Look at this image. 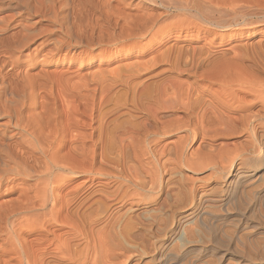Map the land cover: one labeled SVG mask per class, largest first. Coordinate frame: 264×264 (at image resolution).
I'll return each mask as SVG.
<instances>
[{
	"label": "bare ground",
	"instance_id": "1",
	"mask_svg": "<svg viewBox=\"0 0 264 264\" xmlns=\"http://www.w3.org/2000/svg\"><path fill=\"white\" fill-rule=\"evenodd\" d=\"M205 1L150 0V2L158 4L160 7L163 8V12H161L160 15L164 14V16L175 18V20L177 19L180 22H191L190 19L194 16H197L199 19H201L203 24L219 28H229L233 26H238V28L239 26L247 28L246 26H254V29L252 31L253 33L259 31L260 27L262 28V26H264V0H246V2L248 1L247 3L245 2V0H240L245 2V5L242 4L240 1V3H238V1L235 2V0L234 4L228 3V5H231V7L234 6L236 8L237 5L235 4L237 3L241 4V7L239 6L237 9L233 7L234 9L229 11H226V9H222V11L218 9L213 10L211 9L212 7L208 6L209 4H212L214 0H208V3H206ZM4 2L5 0H0V12L4 9ZM203 2H205L206 4L204 3L203 5ZM216 3L214 2L212 5L214 6V4ZM205 5H208L207 8H210V10H208L207 8L205 9ZM152 13L148 14L149 16H147V18L145 17L146 19H142V25L140 24L141 20L137 27H134L136 25H133V27L136 29V32L134 31L135 34L132 31L134 30V28H129L131 31L130 33H133L135 37L141 36L142 38H144V40L145 38H148L146 39V43L143 44L146 45V49L154 51V53H152L155 54L151 56L152 58L150 57L151 59L143 60L145 61V63L148 60L146 64H143L144 62L141 63V61H138V59L137 61H133V64H125L124 67L127 68L126 72L130 77H139L140 73L156 67L158 62L163 61L165 57L167 60V56H169V51L166 50V52H162V47L165 43L164 40L166 39V37H168V35H170L171 29L166 24L163 25L165 21H163V23L160 22L162 19H159V15L157 16L156 14L154 15ZM125 16L123 15V17ZM128 16L130 17V14ZM168 20H170V18H168ZM76 27L77 25H71L72 33L74 36H76L74 31ZM21 29H0V93L4 98L3 104L0 101V197L4 193L7 197L10 198L4 202H0V264H99L101 261H104L103 264H105L110 261L109 259L111 252L121 251L124 249V243L133 246L136 249L137 253H149V251L151 252V250L155 247V242H153L150 238H147L145 234L141 232L144 227L149 228V225H144V223H142V221L139 220L138 217L134 214L127 216L125 220L123 219V221L115 219L116 221H113L110 224H108V222L106 224V227L102 229L104 231H94V225L96 220L94 216V211L92 210V197L94 195L93 188L95 187V179L93 177V162L96 146L95 142L93 141V133L90 131L92 127L90 123L83 120L84 118L81 121L82 124L74 122L77 118V114L76 110L69 109V102L61 104L60 106L57 104V97L51 96L49 99L45 95H42L41 92V94L37 92L39 88L45 87L48 84L50 85L51 83L57 86H62V88H64V84L70 85L68 82L71 80H69L70 78L65 77L66 74H62V72L60 71L51 70L50 72H48L47 70L43 69V67L38 66L39 64L43 62L45 63L48 60L44 59L43 61L39 60L40 62H38L37 60H34L29 56L22 58V52L26 51L28 35L26 32L24 33ZM127 32L126 34L129 37L130 33ZM173 34L175 35L174 37H176L175 39H179L182 35L180 31L173 32ZM204 34L205 36L212 35L214 34V32L206 30L204 31ZM219 37L220 40L223 39L221 35H219ZM131 40L134 41L133 39ZM257 45L258 44H254L253 42V44H251L252 49L248 53H252V50H254L255 55H253L252 53L250 54L251 57H254L257 54L258 57L255 58L259 59V57L261 56L264 60V48L263 50H261V43L260 47H255ZM241 46H244V44H241L239 46L242 49ZM246 47L244 46V48L246 49L245 52L247 51V48L250 49L249 45L247 48ZM62 51L64 50L57 49L53 52L61 53ZM145 51L146 50H144L142 53H144ZM182 51V48H175V50L170 51V56L172 52V55L175 56L174 60L172 59V64H170L171 66L169 69L177 70L175 74L176 77H173L172 79L173 83L171 85L172 87L170 88L171 90L169 89L171 96H169L170 94L167 93L168 91L167 89H165V87L164 89L162 88L163 96L159 92H157V94H153V91L149 87V89L146 90V92L143 93L142 96L148 98V101H150V103L147 106L141 105V101H143L141 100L139 102L141 106L138 105V108H134L135 110L140 109V112L142 114L141 119L143 118L141 121L138 122L136 120L137 117L130 114L127 115L128 117L126 120H117L119 121V123H116L117 121L114 120L116 124H114L113 126L111 125V128H109V125L107 127V130L104 131V134L106 133L108 142H110L111 138H115V135L116 137H118L119 135H131V138L134 139L135 142V144H132V142L129 143L132 144V147L124 146L122 144H119L118 146L107 144L104 147V151L117 152V154H120V157H129L131 154L135 157L136 155H139V157L144 158L143 160H145L144 162L142 161V166L146 168L145 172L143 171L145 174H143V177H148V180L142 178L144 180H141V182L138 183L137 181L135 182L134 179L131 180L130 178L125 177L123 175L116 176L115 180L120 185L115 189V191L103 193L106 198L109 199L110 197L119 196L118 201H124L126 199L138 197V195L140 194L143 195V193H153L157 195V193L161 192L163 189L165 190L167 186L170 185L167 183L163 186L162 184V172H160L161 169L158 164L161 163L160 161L158 162V159L160 160V157H158L159 155L172 153L171 155H175V158H177L179 164L181 163L185 165L186 168L191 171H196L200 167L204 168L202 165L206 163L201 162L203 161V159H201V161L199 160L200 157L198 156V153L196 151L197 149H191V151L189 146L191 142L198 139V137L204 139L207 136V131H204L205 125L209 126L212 123L215 124L214 121L216 120V118L219 117H222L223 120L224 118L225 120L229 119L232 121V123L237 122L236 120L238 119V117H234L235 111L239 109L248 110L250 107L254 106L255 102L250 103V101L248 100V98L250 97H254V100L258 99L261 102L264 111V80H260L261 77L259 79V77L256 76L258 74L257 72H255L257 73L255 76L253 75V68L257 69L256 66L252 68L251 66L249 67V70H252L253 72L251 76H254V79L252 77V81L250 73H247L250 71L245 70L244 67L242 68V66L239 64H244L245 62L243 61L246 60L245 57L249 56L247 54L246 56L243 50L241 51L243 52L244 56L242 55V57H244V60H242V57H240L242 62H239L240 59L237 62L238 59L236 58L237 60H234L235 57L233 58V56L231 57V59L230 56L224 58L226 55H223V53L225 54V52H222L221 54L224 57L221 56V58H219L220 55H217V57L219 56L218 59L215 58L217 60L214 61V58H212V61L208 58L209 54L211 55V52L209 53L205 51L208 54L207 57H205V55L202 58L200 57L201 59H199L198 57H192L190 63L188 61V64H186V62L184 63L186 64V66H190L189 70H179L177 66L180 65L182 62ZM186 51L187 50L184 51L185 55ZM261 51L262 53H260ZM50 52H52V50ZM70 52L75 53V49H72L68 53ZM234 54L236 55V53ZM261 57L259 60L260 62L262 60ZM166 60H164L163 62H165ZM186 60L184 59V61ZM53 61L55 64L59 63L58 59H55ZM260 62L258 64H260ZM46 64L48 65L50 63L48 62ZM246 66L247 65L245 64V67ZM260 67L262 68L263 66L261 65ZM200 69L202 71L198 72V70ZM112 72L113 70H109L108 73L113 80L115 79V77L113 76H115L116 73L118 74V72ZM123 74L126 75L125 73H122V75ZM258 75L262 76L261 74ZM181 76H187V78L189 79L192 78V82L189 83V85L187 83L188 87H185V90H182V85L180 83V80H178ZM73 77L74 76H72L73 80L74 78L75 80L77 79V76L74 78ZM255 77H257L256 82H254ZM93 78H95V76ZM93 78L91 79L94 81ZM111 78H109L108 81L112 82ZM97 80L100 81V79ZM130 80L131 79H129V81ZM86 82L84 83L86 84ZM140 83L141 86L142 84H144L142 82ZM71 84H73V82ZM75 84L77 83L75 82ZM85 84L83 85L82 83V87L80 86V88H86L87 85ZM103 86H105V84ZM137 86H139L138 83ZM71 87H73V85ZM78 87L77 89H79ZM255 88L262 89L255 91ZM153 89H155V87ZM77 91L78 92L76 95L79 98L78 101L80 102V104L78 105H82L81 108L83 109H80L82 110L81 114L85 115L86 110L88 109L87 98L89 92L87 94L79 90ZM166 93L168 94L169 98L172 97V102L169 107L165 108L163 104L160 103V97L162 96V98H164ZM76 95L71 93V97L74 99H76ZM64 99L66 98L64 97ZM74 103L76 102L74 101ZM17 104L20 105L21 108L19 110H14L13 107ZM72 107L75 106L73 105ZM166 109H171L173 114L182 113V115L181 117L179 115V117H175L173 115L170 116V114L168 115L169 117L165 116V114L162 115V111L164 112ZM214 117L215 120H213ZM252 117V115H245L243 116L244 121L242 122H244L246 125H249L252 120ZM231 121H229V124ZM200 126H203V129L200 128ZM11 129L16 130L17 132H13ZM178 133H183V135L177 137V141L173 143L174 145L172 147L170 145V147H168L165 144V147L162 146V149L158 148V145L161 140ZM217 133H214L213 135H218ZM123 142L121 141V143ZM218 159L220 158L218 157ZM123 161L122 164H124ZM212 167L216 168V166ZM169 168L171 169V167ZM164 169L170 171V169H167L166 167ZM171 170H173V168ZM131 172L132 171H130V173ZM237 175L238 177H236L237 179L235 183L232 181L234 184L232 183V186H230L229 184L230 189L227 188L229 191L227 192L225 197H223L224 199L222 198L225 202L231 201L233 193L238 189L237 181L239 183V179L245 177V175L244 177H241L243 173H239ZM82 176L85 177L84 180L82 179V182L73 186V181ZM241 190L244 189L241 188ZM237 191L236 193H238ZM181 193H178L179 196ZM182 194L184 195V193ZM244 194L246 195V193ZM242 195L240 196L242 197ZM82 196L83 198L81 199ZM241 197H239V199ZM247 197L245 196L246 199ZM180 198L184 199L182 197ZM210 200L212 201V199ZM181 201L183 202V200ZM220 201L221 198L219 202ZM220 204L218 203V205ZM204 211L205 210H193L192 212L182 216V220L186 221L193 217H196L197 219H202V216L207 210L205 212ZM212 212L214 213V211ZM211 214L210 216H212ZM206 222L209 223V221L207 220L205 222L203 221L205 225H207ZM197 223L199 225L200 222ZM201 225L203 226L202 223ZM201 225H199L200 228ZM204 226L203 229L205 228ZM206 228H208V226H206ZM206 228L204 230H207ZM209 228L208 230L210 231ZM211 231L210 233H212L214 230L212 232ZM186 233L188 235L192 234L190 230L186 231ZM188 235H186V237ZM152 237L153 236H151V238ZM208 237L211 239L210 236ZM223 237H225V234ZM188 239L192 240V237H188ZM96 240H98V244L96 243ZM206 240L205 242H207ZM210 241L211 240H208V243ZM188 244L189 243H187V245ZM210 246L213 247V245ZM190 251H192V249ZM172 254H174V252ZM172 254L170 252L158 254L157 260L159 264H167L170 259H173L171 258ZM177 255L178 254H176V256ZM220 255H222V253ZM254 256H256L257 258L258 255L254 254ZM258 257L261 256L259 255Z\"/></svg>",
	"mask_w": 264,
	"mask_h": 264
},
{
	"label": "rangeland",
	"instance_id": "2",
	"mask_svg": "<svg viewBox=\"0 0 264 264\" xmlns=\"http://www.w3.org/2000/svg\"><path fill=\"white\" fill-rule=\"evenodd\" d=\"M230 1H232L233 3ZM234 1L235 0H214L213 3L217 2L216 4H214V6L212 5V3L209 4V6L205 5L204 8L206 9L208 6L212 7L211 9L213 10L218 9L222 11V9H226V11H229L234 9L235 7L233 5L232 6L234 8L231 7V5H228V3L234 4ZM237 1L238 3L241 2L242 4L246 2V0L245 2H243L244 0H236L235 2ZM205 2L208 3V0ZM205 2H203V5ZM235 5H237L235 9H237L241 4L236 3ZM208 10H210V8ZM126 11L128 12V14ZM161 12H163V8L158 4L150 2V0H5L4 9L0 12V29L13 30V28L21 29L22 27L21 30H23L24 33L26 32L28 35L26 51L22 52V58L29 56L32 59L37 60L38 62L43 61L44 59L48 60L47 62H43L38 66L43 67V69L47 70L48 72H50L51 70L60 71L62 72V74H66L65 77L70 78L69 80H71L68 82L70 85L64 84V88H62V86H57L51 83L50 85L48 84L47 86L42 87L43 89L39 88L37 92H41L42 95H45L49 99L51 96L57 97V104L60 106L61 104L69 102V109L76 110V116L77 118L79 117L78 119L76 118L74 122L82 124L81 121L84 118L83 120L90 123L92 127L90 131L93 133V141L95 142L96 146L93 162V177L95 179V187L93 188L94 198L92 197V210L94 211L96 220L94 231H104L102 229L106 227V224L108 222V224H110L113 221H116L115 219L123 221V219L125 220L127 216L132 214L136 215L138 219L141 220L142 223H144V225H149V228L146 226L147 228L144 227L141 232H143L147 238H150L153 242H155V250L152 249L151 252L149 251V253H137L136 249L133 246L124 243V249L121 251L111 252L109 259L110 261L105 264H159L157 255L164 252H170L171 254L174 252L175 254H172L171 258L173 259H170L167 264H172L173 261V264H264V258H262L264 257V111L261 102L258 99L254 100V97H250L251 99L248 98L250 103L255 102L253 107H250L248 110L239 109L235 111L234 117L237 116L240 121L237 119V122L232 123L231 120L226 119L227 121H231L229 124V121L227 122L225 118L223 120L222 117V119L219 117L215 120V114L213 120L217 121L218 119V121H214L215 124L212 123L213 125H205L204 127V131H207L208 133L207 136L204 139L198 137V139L191 142L189 146L190 150L197 149L196 151L198 153V156L200 157H198L199 160L201 161V159H203V161L201 162L206 163L202 165L204 168L200 167L196 171L188 170L185 165L181 163L179 164L177 158H175V155L172 156V153H166L164 154L165 156H158L160 157V160L157 157L158 162H161L158 164L161 169L160 172H162V184L163 186L167 183L170 184L165 190L163 189L161 192L157 193V195L153 193H143V195L140 194L141 196L138 195V197H133L126 200L123 199L124 201L119 200L120 202L118 201L119 196H114L115 198L110 197L108 199L103 195V193L115 191V189L120 185L115 180L116 176L123 175L130 178L131 180L134 179L135 182L137 181L138 183L144 179L148 180L147 176L143 177L146 169L144 166H142V163L145 161L143 160L144 158L139 157V155H136L135 157L132 154L129 157H120V154H117V152L104 151V147L107 144H112L114 146L122 144L124 146L132 147V144H135V142L134 139L131 138V135H119L120 137H116L115 135V138H111L110 142H108L106 133L104 134V131L107 130V127L109 125V128H111L114 124L119 123V121L126 120L128 117L127 115L130 114L136 116V120L138 122L141 121L143 118L141 119L142 114L140 112V109L135 110L134 108H138V105L147 106L150 103V101H148V98L142 96V94L145 93L146 90L149 89V87L153 91V94H157V92H159L161 93V95L163 94L162 88L164 89L165 87L168 92L166 90L165 91L170 94L169 96H171V93L169 91L172 87V79L173 77H176L175 74L177 72V70L169 69L171 66L170 64H172V59L174 60L175 56L172 55L173 52L171 54L172 57L170 56L171 50H175V48L183 49L182 62L177 66L179 70H189L190 66H186V64H188V62L190 63L191 58L198 57L199 59H201L202 57H204V55L205 57H207L208 54L206 52H211V55L209 54L210 57L208 56V58L211 60L212 58H214V61L218 59L219 56L217 57V55H220L219 58H221L222 52H225V54L223 53V55L226 56L222 57L226 58L230 56L231 59V57L233 56V58L235 57L234 60L238 59L237 62L239 61L240 57H242L244 52L245 55L247 54L250 57L246 55V60H244V57H242V60H244L243 62H245L244 64L239 63L242 68L244 67L245 70H249L250 66L251 68L256 66L257 69L253 68L254 73L252 72V70H249L250 72H246L248 74L250 73V76L252 75V73L254 76L258 73L264 77V60L261 56V62L259 61L260 57L259 59L255 58L258 57L257 54L256 56L251 57L250 54L253 53V55H255L254 50H252V53H248L252 49L251 44H253V42L254 44H258L255 47H260L261 43L262 49H259L263 50L264 26H262V28L260 27V30L257 31L258 33H253L252 31L254 29V26H246L247 28L240 26L239 28L238 26L219 28L203 24L201 19H199L197 16H194L195 18H191V22L186 23L180 22L177 19L175 20V18L166 17L164 16V14L160 15ZM151 13L154 15L156 14L157 16L159 15V19H162L160 22L163 23V21H165L166 23L164 22L163 25L166 24L171 29L170 35L166 37V39L164 40L165 43L162 47V52H166V50H168L169 56H167V60L165 57V62H163L164 60L158 62L159 65L157 64L156 67L140 73L139 77H130L126 72L127 68L124 67L125 64H133V61H137V59L138 61H141V63L144 62L143 64H146L147 61L152 58L151 56L155 55L153 54L154 51L145 48L146 45L144 44L146 43V39L148 38H145L144 40V38H142L141 36L135 37V35H133L134 31L136 32V29L134 27H137V25H139L140 20V24L142 25V21L146 19L147 16H149L148 14ZM129 14L130 17L128 16ZM123 15L126 16L123 17ZM168 18H170V20H168ZM167 20L173 21L168 22ZM71 25H77L78 28L76 27V29L74 30L77 37L73 35ZM133 25L136 26L133 27ZM129 28H134V30H132L133 33H130L131 31ZM206 30L212 31L214 32V34L205 36L204 31ZM127 31L132 34L133 37L130 34L128 37V35L126 34ZM178 31H180L182 35L179 39H175L176 37H174V34L176 33L173 34V32ZM219 35L223 37L222 40H220ZM127 39L129 42L127 41ZM131 39H133L136 43ZM241 44H244L245 47L246 44L247 47L249 45L250 49L246 47L247 51L245 52L246 49L244 48V46H241L242 49L239 47ZM206 47L208 51L206 50ZM57 49H61L64 51H62L61 53L53 52ZM72 49H75V53H68ZM240 49L243 50V52ZM51 50L52 52H50ZM144 50L146 51L142 53ZM185 50H187L186 55L188 56L185 55ZM234 53H236V55ZM260 53H262V51ZM55 59L59 60L58 64L54 63L53 60ZM146 59L148 60L145 63V61L143 60ZM184 59L188 60L184 61ZM242 60L240 59L239 62H242ZM48 62L50 64L47 65L46 63ZM185 62L186 64H184ZM259 62L260 64H258ZM245 64L247 65V68L245 67ZM183 65H185L186 67ZM259 65H262L263 67L261 68ZM109 70H113V72H118L120 70L118 72L119 75L116 73L115 76H113L115 77V79L112 80L108 73ZM201 71V69L198 70V72ZM92 73H95L96 75ZM122 73H127V76L124 74L122 75ZM100 74H102L103 77ZM258 74L256 76H258L259 79L261 77L260 80H264V78ZM116 75H118L119 77ZM72 76L76 77L77 79L75 80V78L73 77L75 80L74 81L72 79ZM94 76L95 78H93ZM254 76H251V80L252 77L254 79ZM91 78H93L94 81ZM109 78H111L112 82L108 81ZM97 79H100V81ZM129 79L131 80L129 81ZM256 79L257 77H255L254 82H256ZM178 80H180L182 90H185L188 87L189 83L192 82V78L189 79L187 78V76H181ZM72 82L73 84H71ZM75 82L77 84H75ZM84 82H86V84ZM140 82L144 84H142L141 86ZM82 83L83 85H87V87L84 86L86 88H80V86L82 87ZM137 83L139 86H137ZM104 84L105 86H103ZM72 85L73 87H76V90L75 87H71ZM153 85L155 89H153ZM77 87L79 89H77ZM255 89L254 90L257 91L259 89L261 90L262 88ZM77 90L85 92L87 94L89 92L87 98V115L81 114L82 110L80 109L83 108H81L82 105H78L80 104V102L78 101L79 98L76 95L78 92ZM71 93L76 95V99L71 97ZM166 94L164 98H162L163 95L160 97V103H162L165 108L169 107L172 102V97L169 98L168 94ZM64 97L66 99H64ZM3 99L4 98L0 93V101L2 104L4 103ZM74 101L76 103H74ZM140 101L142 103L141 105L139 103ZM73 105L75 107H72ZM13 108L14 110H19L21 106L17 104L14 105ZM161 114H165V116H168L170 114V116L173 115L175 117H177L178 115L181 117L182 115V113L173 114L171 109H166L164 112L162 111ZM245 115L253 116L249 125H246L244 122H242L244 121L243 116ZM114 120L119 121L115 123ZM202 127L200 126V128ZM11 130L13 132H17L16 130ZM214 133H217L218 135L215 134L214 136ZM180 135H183V133H178L166 137L165 139L160 141L158 148L162 149V146L165 147V144L168 147H172L174 145L173 143L177 141V137ZM121 141L124 142L121 143ZM130 142H132V144H129ZM219 155L223 156L220 157ZM218 157L220 159H218ZM220 160L222 163L220 162ZM122 161L124 162V164H122ZM170 162L173 164H171ZM212 166H216V168ZM165 167L167 169H170L169 167H171V169L173 168V170L170 169V171H167L166 169H164ZM129 170L132 172L130 173ZM239 173H243L241 177H244V175L245 177L240 178L239 183L237 181L238 191H236L238 193H236V191L233 193V197L230 202L223 201V197H225V195L229 191V187L235 183L237 179L236 177H238L237 174ZM84 178L85 177L82 176L78 179H75L72 185L74 186L79 184L84 180ZM241 188L244 190H241ZM180 191H183L182 193H184V195ZM178 193H181L183 196L181 194L179 196ZM244 193H246V195ZM234 195L236 196V198ZM240 195H242V197ZM245 196H248L247 199L245 198ZM180 197L184 199H181ZM239 197L241 198L239 199ZM0 198L2 199H0V202H4L10 199L4 193ZM82 198L83 196L81 197V199ZM220 198L221 201L219 202ZM210 199H212V201ZM181 200H183V202ZM217 202L221 204L218 205ZM196 209L201 211L207 210L206 212L204 211L205 214L203 215L207 217L202 216V219L200 218L204 222L206 220L209 221V223L206 222L207 225H205L203 221L197 219L196 217H193L186 221L182 220V216ZM212 211H214V213L216 214H214ZM210 212L213 214H211ZM217 213L219 216L217 215ZM210 214L212 216H210ZM197 222H200L199 225H201V223L203 224V226L205 225V228L206 226H208V228L210 227V231L212 229L214 231L212 230L213 232L211 231L212 233H210L208 228H206L208 231L204 230L205 228L203 229L202 225L200 228ZM187 229H189L192 234L188 235L186 231L189 230ZM185 233L186 235H188L187 237ZM227 233L229 236L227 235ZM224 234L225 237H223ZM150 235L153 237L151 238ZM208 236H210L211 239ZM188 237H192V240L188 239ZM206 239L211 241L208 243V240ZM205 240L207 242H205ZM97 241L98 240H96V243L98 244ZM201 242L204 245H202ZM187 243H189V246L187 245ZM210 245H213V247H211ZM191 249L192 251H190ZM221 253L223 256L220 255ZM176 254L178 255L176 256ZM254 254H257L258 256L260 255L261 257L257 256L256 258ZM103 263L104 261H101L99 264Z\"/></svg>",
	"mask_w": 264,
	"mask_h": 264
}]
</instances>
